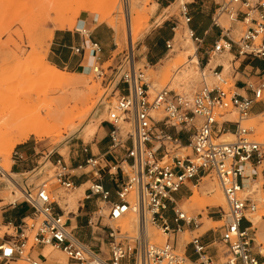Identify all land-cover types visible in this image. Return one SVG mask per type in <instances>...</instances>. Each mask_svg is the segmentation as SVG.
Here are the masks:
<instances>
[{"label":"built area","instance_id":"obj_1","mask_svg":"<svg viewBox=\"0 0 264 264\" xmlns=\"http://www.w3.org/2000/svg\"><path fill=\"white\" fill-rule=\"evenodd\" d=\"M120 1L124 8L129 2ZM180 14L186 25L191 22L186 3ZM222 19L241 23L245 28L237 35L231 26L221 24ZM212 25L221 36L206 46L192 29H187L196 47L201 79L192 94L164 87L151 95L149 82L143 71L136 69L134 58L127 61L126 69L109 78L107 85L112 83L113 89L119 90L122 85L105 120L111 126L108 151L124 152L120 162L123 166H119L123 180L115 191V200L100 181L101 172L107 167L102 156L90 155L75 166L61 156L50 162L52 185L65 191L75 189L73 178L77 175L89 173L94 178L88 185V195L99 199L102 205L87 218L86 224L91 231L105 232V248L100 244L94 249L73 234L63 214L54 208L51 186L43 181L34 188L22 189L23 199L33 211L12 234L5 232L9 238L0 244V264L18 259L28 264H45L47 257H38L33 251L36 246L60 250L66 256V264H264V254L254 252L255 239L251 234L256 227L252 218L264 219V196L259 200L252 198V183L247 188L241 183L242 178L249 179L245 166H259L264 161V142L249 138L252 130L241 125L253 104L264 102V84L252 90V97L240 96L233 89L230 63L225 68L222 63L208 66V59L204 64L199 61V56L219 57L230 51L238 57L264 58V0H223L213 13ZM78 30L94 52L92 72L103 78L106 72L98 62L101 47L90 40L88 29ZM173 43L174 40L166 41L168 51ZM72 50L78 53L84 48ZM158 110L164 114L161 119L154 115ZM229 114L238 118L236 130L230 133L234 140L221 141L220 136L228 133L222 124L229 121ZM168 127L187 135V144L169 133ZM186 149L190 152L186 153ZM82 151L86 153L88 148ZM107 168L111 175L115 167ZM204 177L217 181L227 205L219 219L221 246H214L215 239L204 240L205 234L216 233L209 228L205 234L192 235L181 253L177 248L179 235L193 233L202 223L198 215L189 216L178 208L175 194L188 189L187 183ZM129 214L137 220L134 232L123 230L119 224ZM103 219L106 222L102 223ZM149 224L167 236L163 244L153 242L147 230ZM186 247L194 259H189Z\"/></svg>","mask_w":264,"mask_h":264},{"label":"rangeland","instance_id":"obj_2","mask_svg":"<svg viewBox=\"0 0 264 264\" xmlns=\"http://www.w3.org/2000/svg\"><path fill=\"white\" fill-rule=\"evenodd\" d=\"M102 1L103 0H0V129L4 123L13 116H18L26 112L34 113L39 107H42L41 109L47 107L48 104L52 103H50L52 98L62 96L65 91L64 86H56L39 80L34 73L36 70L33 71V68L42 67V62L52 63L47 55L52 39L49 40V36L47 35L50 31L54 33V31L60 30L56 23L57 18H55L54 13L58 15L59 13L62 14V12H68L69 10L74 15V25L71 28L66 27L61 31L77 36L76 29H82L83 24H85V28L90 29L91 33H89L91 36L96 37L97 27L101 25L103 31L109 32L107 34L111 36L110 39L113 43L106 47L108 50H112L109 52L108 60L104 62L99 61L104 72H106L103 78L96 77L92 72L95 55L90 48H88V50L92 53V56L88 58V63H91L86 72L77 74L75 73V69L68 67L64 68L61 64L57 66L62 71L69 73L68 77L70 78L86 80V87L90 90L92 89L90 92L92 95L88 93V96L82 101L83 103H79L76 107H74L73 102L68 104L70 110L67 113L66 119H72V125L76 126V130L70 131V127H66V129L62 126L60 129L61 137L52 136L38 140L30 136L29 139L25 141L30 147L31 153L36 154V156L45 157L50 154L48 158L51 157V159H53L59 154L67 160L68 153L70 151L72 152L75 146H78V138L82 139L84 143H88L92 139V136H84L83 138L81 134L82 128L92 119H102L98 122V125L107 119V109L115 103L117 95L121 93L122 89V85H119V90L113 89L112 83L108 86V80L114 74H119L122 70L126 69L127 61L131 58H134L136 69L139 68L145 74V78L149 82V93L151 95L164 87L173 89L176 92L192 94L201 84L197 63L189 62L193 60V56L191 57L190 54L185 55L183 53L189 48L190 50H195V44L189 38L187 33L188 28L180 14L182 4L186 3L188 6V4H191V0H176V2L168 8L167 5H169V2L166 1L129 0L125 8L122 6L120 0L106 4ZM92 8H96L97 10L93 12L94 9ZM61 9L62 11L58 13ZM129 9L132 10V18L136 19V25L134 27L132 26L131 29L125 24V14L129 12ZM135 11L139 13V17L136 16ZM105 14H107V17L100 20L101 15ZM133 21L134 19H132V22ZM221 24L225 27L231 26V28L235 30L234 33L237 35L245 28L241 23H236L237 27L233 28L232 23L227 19H222ZM172 25L176 26L173 48L165 52L160 60L152 64V62H150L151 55L148 51H143V44L149 43V41L154 43L156 38L160 35H171L172 31L170 28ZM145 54L148 56V63L145 59L141 60ZM177 59H181V62H177ZM230 59L231 56L225 52L215 63H222L224 67L227 68ZM185 66L191 67L194 70V75L189 78L181 79L179 75ZM154 115L156 119H161L164 116L161 110L155 112ZM99 116H102V118H99ZM226 118L233 121L238 119L236 114L226 116ZM241 125L242 127L252 130V134L249 138L264 142V114L256 118H247L241 122ZM125 127L128 128V125H125ZM9 135L8 132H5L4 138L7 139ZM232 140H234V137H232L230 141ZM19 145L20 144L14 147L9 159V166H7L8 170L6 171H3L5 164L4 155L0 154V178H2L0 182L6 184L9 194H20L19 192H14L16 189L8 184L5 176V173L8 174L12 172L14 153L18 152ZM185 152L189 153L190 149H186ZM48 158H46L45 161L41 159L38 163V169L32 174H26L25 177L27 179L25 180H28V184H30L32 188L43 181H47L48 186H51L53 198L56 201L61 198L65 199L68 204V209L75 211L78 206V198L80 199L83 197V190L88 187L89 184L80 188L77 193L65 191L60 187L53 186V180L51 178L53 168ZM10 175L14 181L18 178L15 174ZM193 185H196L197 197L195 199L193 198L194 201H192V199L191 201H186L193 193ZM217 189L224 198L217 181L211 177H204L198 182L188 184V189L182 188L175 194L176 198H180L186 190L187 196L184 198L185 200L178 201V208L185 211L189 216L198 215L199 222L205 226L193 233L185 232L179 235V241H177L179 252H183L184 244L190 240L192 235L196 233L205 234L209 228L216 230V233L205 234V237L209 236L208 241L215 239L217 242L214 246L218 248L221 246L218 240V227L222 223L219 221L220 215L227 210L226 201L224 199V206L212 207L205 204L206 200L215 196ZM251 190L254 192L251 194V197L256 200L264 196V192H262L261 185L259 184L258 186L256 183L252 184ZM18 195H15V200H21L23 198L22 194ZM62 199L60 200L61 204L63 203ZM211 216H216V218H211ZM255 218L256 220L259 219V217H254L253 220H255ZM119 224L123 230L134 232L137 220L133 214H129L126 218L122 219ZM147 230L148 234H153L162 240V242H154L163 244L166 241L167 236L157 227L149 224ZM3 231H6V229L2 228V232ZM257 238L259 241H262L259 237ZM170 240V242H172V237H170ZM261 246L264 247V243H262ZM46 247L50 248L51 253L55 255L53 258H48L49 260L58 262V259L61 258L63 260L62 264H66L67 259L63 252L50 246ZM223 260L224 259L221 257L219 261L222 262ZM15 263L28 264L22 259L8 262L7 264ZM186 264H190V262L187 261Z\"/></svg>","mask_w":264,"mask_h":264},{"label":"crops","instance_id":"obj_3","mask_svg":"<svg viewBox=\"0 0 264 264\" xmlns=\"http://www.w3.org/2000/svg\"><path fill=\"white\" fill-rule=\"evenodd\" d=\"M165 1L169 2L167 8L176 2V0ZM222 1L223 0H191V4H188V10L192 19L191 22L186 26L187 28L192 29L198 37L203 39L205 46L213 44V42L217 41L221 36L218 28L212 25V17L218 4ZM83 27H85V24H83ZM232 27L236 28L237 24L233 23ZM102 29L103 27L101 25L98 26L96 30V37H92L91 34L89 37L90 40L97 42L101 47L98 62H104L108 60L110 54L109 52L112 51L111 49L108 50L106 48L112 43L110 39L111 36L107 34L109 32H105ZM170 29L172 31L171 35H160L158 38H156L154 43L149 41V43L143 44V51H148V53L151 55L150 62H152V64L153 62L160 60L165 52L168 51L166 49V41L174 40L176 27L172 25ZM88 31L90 32V29H88ZM76 32L77 36L61 31V29L54 31L47 54L52 62L51 64L55 66L61 64L64 68L68 67L76 70L81 66L84 59L89 57L88 40L86 41L85 37L79 32L78 29H76ZM76 47H83L84 50L75 53L72 48ZM226 53L231 56L229 63L232 67L231 77L234 91L240 96L252 97V90L261 84H264V58H258L249 55L238 57L235 55V51ZM220 57L221 56L206 58L204 56H199V61L201 64H204L206 59H208V66H211L215 64V61ZM143 59H145V61L148 63V56L146 54L141 60ZM90 63H87L85 66H83L82 72H86L88 70ZM262 114H264V102L255 103L248 114V118H256ZM236 121L229 120L228 122L222 124V127H224L229 134L234 133L237 127ZM159 125H161V123ZM110 128L111 126L107 122L102 121L99 125H97V128L92 135V139L88 143H84L82 139L78 138V146H75L72 152L70 151L68 153L67 160H65V158L59 154L57 157L61 156L67 164L75 166L83 162L90 155L102 156V159L107 167H115V169L110 171L112 173L111 175L108 173V168L106 167L102 170L100 177V181L111 192L112 200H115V191L123 180V174L119 166H123L120 162L124 156V152L121 150L108 151V133ZM166 130L171 134L178 135L182 139L183 144H187V135L183 133H177L173 128L169 127L166 128ZM84 147L88 148L86 153L82 151ZM49 155L50 154L43 157L32 154L30 147L26 142L21 143L18 146V152L14 153L12 173L18 177L15 180V183H17L16 185H18L20 190L32 188L30 184H28V180H25L27 179L25 175L32 174L34 171H36L39 167L38 163L40 160L44 159L45 161ZM54 159L55 158L51 159V157H49L48 161L51 162ZM244 173L249 176V179H241L243 187L247 188L251 185V183H256L257 186L258 184L261 185V190L264 191V161H262L259 166L253 164L245 166ZM92 180H94V178L89 173L77 175L73 178L75 189L71 192L77 193L80 188L85 187L86 184H89ZM87 188L88 187L84 188L83 190V197L80 199L78 198V206L75 211L68 209L67 202H65V199L63 200L62 198V204L60 203V199L58 201L55 200L54 208L56 211L63 214L64 218L66 219L67 226L72 229L73 234L80 241L94 249H97L101 244V248L103 249L105 248V239L103 238L105 237V232L102 230L97 232L91 231L86 224L87 218L102 205V202H100V200L95 197H90L88 195ZM6 192V184L4 182H0V244L9 238L5 232L12 234V231L16 229V226L21 224V222L30 216L31 212L33 211L32 207L27 202H25L23 198L21 200L14 201L6 199L4 195ZM1 193L4 194L1 195ZM186 196L187 192L185 190L181 197L177 199L179 201H183L185 200L184 198ZM211 218H216V216H211ZM104 222L105 220L103 219L102 223ZM255 226L254 232L252 231L251 234L254 235L255 239L254 252L259 255L260 250H264V247L261 246V244L264 243V220L260 219L258 225ZM203 227L205 226L201 225V228ZM2 228H5L6 231L2 232ZM257 237H259L262 241H258L256 239ZM208 239L209 236L204 238L205 241H208ZM44 248L45 247L36 246L33 251L36 252L39 257V255H43L42 252ZM186 252L189 254V259H194L189 247H186ZM45 264L58 263L51 262L49 259H47Z\"/></svg>","mask_w":264,"mask_h":264},{"label":"bare ground","instance_id":"obj_4","mask_svg":"<svg viewBox=\"0 0 264 264\" xmlns=\"http://www.w3.org/2000/svg\"><path fill=\"white\" fill-rule=\"evenodd\" d=\"M103 1L102 2L106 4L109 2H115L117 0H103ZM130 5H131V3H130ZM92 9H94L93 12H95L97 10L96 8H92ZM164 10H166V9H164ZM61 11H62V9L59 10L58 13ZM68 12L64 11V12H62V14L59 13L61 15H59V14L57 15V13H54L55 18H57L56 23L59 26V29H61V30L66 28V27L71 28L74 25V22H75L74 15L71 13V11L68 10ZM135 14H136V16H138L139 13L135 11ZM105 17H107V14L101 15L100 20L105 19ZM132 19H134L133 22H132ZM52 21H53V19H52ZM125 24L127 27H129V29H131L132 26L134 27L136 25V19L132 18V10L131 9H129V12L127 14H125ZM48 33L49 34L47 36H49L48 39L50 40V39H52L53 31H50ZM130 43H131V41H130ZM44 44H45V42H44ZM195 49H196V47H195ZM183 53L185 55L190 54L191 57L193 56V60H190L189 62L198 63L197 56L195 55V50L193 51V50H190V48H189V49L185 50ZM184 54H183V56H184ZM91 56H92V53H90V51H89V57H91ZM88 58L84 59L81 66L75 70V73H77V74L83 73L82 68H83V66H85L88 63ZM180 60L181 59H177V62H179ZM172 62H174V61H172ZM187 62H188V60H187ZM42 63H43L42 67L39 66L40 68H35V69L33 68V71L36 70L34 72L36 77L39 78V80H42L43 82L54 84L56 86L57 85L64 86L65 91L63 92L62 96H60L58 98H52L50 100V103L51 102L52 103L48 104L47 107H45V108L43 107V109H41L42 107L41 108L39 107L38 110H36L34 113L26 112V113L18 115V116H13L9 120H7V122L4 123V125L0 129V154L4 155V159H5L3 171L8 170L7 166H9V159L11 157V154H12L14 147L18 144L24 143L26 140L29 139L30 136H33L34 138H36L38 140H42L43 138H49L52 136L61 137L60 136V132H61L60 129L62 126H64L65 128L70 127V131L76 130V126L72 125V122H73L72 119H66L67 113L70 110L68 107V104L70 102H73L74 107H76L79 103H81L85 99V97L88 96V93H90L92 91V89L90 90L86 87L87 86L86 85L87 83L85 82L86 80L70 78V77H68L69 73L62 71L57 66H55L49 62H42ZM185 67H183L184 69L182 70L181 74L179 75L181 79L182 78L183 79L189 78L190 76L194 75V70L191 67H186V68ZM172 68H173V66H172ZM49 99H50V97H49ZM86 100H88V99H86ZM85 103H86V101H85ZM102 113H104V112H102ZM99 118H102V116H99ZM100 120H102V119H100ZM100 120L98 118L92 119L84 125V127L82 128V131H81L83 138H84V136L88 137V136H92L94 134V132L97 128L98 122ZM5 132H8L10 134L7 139L4 138ZM232 137H233L232 134L226 133V134L221 135L219 140L230 141ZM2 168H3V166H2ZM48 172H50V171H48ZM10 174H14V173H12V172L8 173V174L5 173L6 180H7L8 184L13 186L14 189H16V191H14V192H17V193L19 192L20 193L19 195H21L23 193V191L18 188V185H16L17 183H15V181L13 180V178ZM0 179H2V178H0ZM188 184H190V183H187V185ZM196 185H193V193H192V195H190L187 198L186 201H188V200L191 201V199H192V201H194L193 198L195 199L197 197ZM250 189H251V187H250ZM2 191H4V190H2ZM2 194H4V193H1V195ZM4 195H5L6 199H8L10 201H14L15 197L18 194H16V193L9 194V191H7ZM2 197H4V196H2ZM224 199L225 198H223V196L220 194L219 190L217 189L215 196L209 200H206L205 204L212 206V207L224 206L225 205ZM192 203H195V202H192ZM260 219H261L260 217L258 220H256V218H255V220H253V218H252L254 225H258ZM200 228H201V226H200ZM150 237L153 240V242L154 241H157V242L161 241L162 242V240L159 237L154 236L153 234H151ZM256 239L259 241L258 238H256ZM185 244H184V246H185ZM183 249H184V247H183ZM42 253L44 256L47 257V259L53 258L55 256L54 253H51L50 248H47V247L44 248ZM260 253L264 254V250H260ZM58 262L62 264L63 260L61 258H59ZM19 264H21V263H19Z\"/></svg>","mask_w":264,"mask_h":264}]
</instances>
